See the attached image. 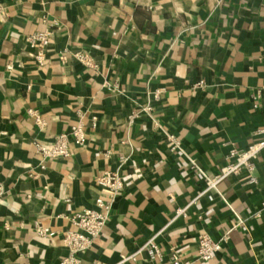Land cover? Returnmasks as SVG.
I'll use <instances>...</instances> for the list:
<instances>
[{
  "label": "crops",
  "instance_id": "0c3cea01",
  "mask_svg": "<svg viewBox=\"0 0 264 264\" xmlns=\"http://www.w3.org/2000/svg\"><path fill=\"white\" fill-rule=\"evenodd\" d=\"M45 29L39 66L26 38ZM64 50L87 52L93 67L62 63ZM148 99L152 117L130 121ZM78 112L86 143L42 160L36 144L69 131ZM260 129L264 0H0V264H57L72 215L96 207L105 171L123 190L79 264H167L173 251L191 264H264V149L256 182L243 170L199 196L193 164L214 176L230 145L247 147ZM202 234L225 237L208 260L197 257ZM154 235L161 262L144 251L124 260Z\"/></svg>",
  "mask_w": 264,
  "mask_h": 264
},
{
  "label": "built area",
  "instance_id": "2783aa9c",
  "mask_svg": "<svg viewBox=\"0 0 264 264\" xmlns=\"http://www.w3.org/2000/svg\"><path fill=\"white\" fill-rule=\"evenodd\" d=\"M56 25V23H52ZM51 29L35 32L26 38L29 46L33 49L30 54L35 63L39 66L45 63V50L48 45ZM62 63H66L70 58H75L81 61L86 67H93V62L87 52L76 51H61L58 56ZM10 69L12 66H6ZM203 81H199L197 86H200ZM153 98L159 100L162 95L161 89L153 91ZM30 115H35V111L29 109ZM153 102L148 99L143 105H139L130 115L129 120L132 121L135 117L144 114L152 117ZM94 118V117H93ZM259 138L252 141L245 148L231 144L225 156V164L220 168L219 172L214 176L207 175L195 163L198 174L205 180V187L202 189L198 196L215 189L216 185L233 174H239L241 171L246 170L247 174L243 179L248 183L256 182L254 172L253 160L257 157L259 152L264 149V129L258 131ZM169 141L170 150H180V140L171 133H166ZM87 141V135L84 128L83 113L78 112V117L71 125L69 131L58 133L51 141L47 143H37V151L42 160L53 158H65L69 155V144L84 145ZM44 167L43 162L39 164ZM103 192L102 196H98L95 200L96 207L94 209H84L74 213L71 221L74 224V229H68L63 236V243L67 248V254L59 258L57 264H79L80 255L89 249L94 239L100 235L107 221L109 220L112 207L116 197L122 192L124 181L120 175L115 172L105 171L103 174L95 179ZM3 185L0 182V202L3 197ZM104 195V196H103ZM197 198V197H196ZM184 212V209L178 208L175 210V216ZM36 233L40 236H49L52 233L42 225H37ZM213 240L208 234H202L198 237L197 257L201 260L211 259L214 254L221 249V241ZM146 252L149 261L161 262L163 258V251L156 242V237H149L134 253L125 257L124 260L134 258L140 252ZM167 264H191L189 261L181 259L175 251L171 253L170 260Z\"/></svg>",
  "mask_w": 264,
  "mask_h": 264
}]
</instances>
